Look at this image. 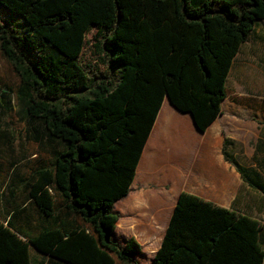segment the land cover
<instances>
[{"label": "trees", "instance_id": "1", "mask_svg": "<svg viewBox=\"0 0 264 264\" xmlns=\"http://www.w3.org/2000/svg\"><path fill=\"white\" fill-rule=\"evenodd\" d=\"M260 20L264 0H0V53L18 79L13 93L30 132L53 149L30 195L45 216L62 198L89 226L26 237L0 217V264H28L29 245L69 264H138L132 237L112 239L111 206L127 193L161 101L166 96L204 131L220 112L240 43ZM90 29L105 72L80 62ZM229 143L223 139L225 161L258 186L225 151ZM3 183L0 174V203ZM260 227L180 192L153 261L261 264Z\"/></svg>", "mask_w": 264, "mask_h": 264}, {"label": "crops", "instance_id": "2", "mask_svg": "<svg viewBox=\"0 0 264 264\" xmlns=\"http://www.w3.org/2000/svg\"><path fill=\"white\" fill-rule=\"evenodd\" d=\"M235 58L239 77L264 78V20L253 24L233 60ZM258 88L264 90V81ZM19 137L15 139L14 154L6 167L0 163L4 182L0 217L26 237L37 236L43 229H59L63 236L76 227L88 230V224L70 211L58 196L53 199L51 215L40 213L30 195V186L37 171L52 163V145L47 143L44 134L28 132ZM223 139L230 142L225 151L235 159L255 152L264 158V110L228 101L225 94L220 101L219 114L201 132L193 125L188 112L176 110L163 97L127 193L111 206V212L117 215L112 239L122 244L132 237L139 244V251L132 255V260L138 264H154V254L180 192L256 219L261 226L258 240L264 246V222L236 207L243 201V183L246 186L247 183L223 158ZM254 198L259 201L258 196ZM247 204L250 210L259 209L255 201ZM28 254V264H69L32 245L28 246ZM114 263L130 264L128 260L118 259Z\"/></svg>", "mask_w": 264, "mask_h": 264}, {"label": "rangeland", "instance_id": "3", "mask_svg": "<svg viewBox=\"0 0 264 264\" xmlns=\"http://www.w3.org/2000/svg\"><path fill=\"white\" fill-rule=\"evenodd\" d=\"M94 34L95 29H90L84 35L79 59L81 63L89 64L100 72H105V66L97 60L94 44L98 42L99 37H94ZM237 66V58H235L231 63L225 82L228 101L264 110V90H262L263 88H258V84L263 83L264 78H251L247 75L239 77L237 75ZM17 83L16 75L0 53V163L3 167H6L14 154L15 139L19 136L24 137L30 132L26 118L23 117L20 110V102L13 93ZM237 159L246 170H250L251 179L257 180L259 185L250 186L247 184L246 186L243 183V201L241 204H237L236 207L243 212L254 214L255 217L264 222V158L258 157L255 152L247 154V156H239ZM253 170L254 172H252ZM254 196H258V202ZM250 200L258 203V210H255V208L250 210L247 204Z\"/></svg>", "mask_w": 264, "mask_h": 264}, {"label": "water", "instance_id": "4", "mask_svg": "<svg viewBox=\"0 0 264 264\" xmlns=\"http://www.w3.org/2000/svg\"><path fill=\"white\" fill-rule=\"evenodd\" d=\"M166 97V96H165ZM167 98V97H166ZM168 100V99H167ZM194 125V124H193Z\"/></svg>", "mask_w": 264, "mask_h": 264}]
</instances>
